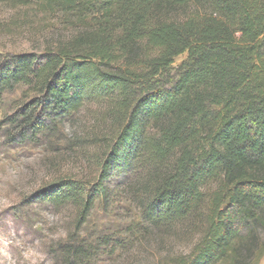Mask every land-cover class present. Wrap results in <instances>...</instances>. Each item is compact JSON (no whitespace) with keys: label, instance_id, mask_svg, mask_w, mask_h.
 Wrapping results in <instances>:
<instances>
[{"label":"trees","instance_id":"trees-1","mask_svg":"<svg viewBox=\"0 0 264 264\" xmlns=\"http://www.w3.org/2000/svg\"><path fill=\"white\" fill-rule=\"evenodd\" d=\"M0 4L34 10L48 31L41 52L0 51V103L25 89L5 120L13 138L36 140L96 106L75 138L99 149L96 177L59 178L35 196L76 211L57 264H116L167 238L184 250L148 264H259L264 0ZM97 214L111 225L87 235Z\"/></svg>","mask_w":264,"mask_h":264},{"label":"rangeland","instance_id":"rangeland-1","mask_svg":"<svg viewBox=\"0 0 264 264\" xmlns=\"http://www.w3.org/2000/svg\"><path fill=\"white\" fill-rule=\"evenodd\" d=\"M42 21V16L34 10L0 4V51L41 52L44 36L48 34L47 30L38 32ZM185 58L186 54L178 56L174 65ZM24 94L25 89L20 86L6 93L0 103V264H57L59 243L74 228L76 211L67 206L54 208L36 201L35 196L42 187L59 178L87 182L96 177L99 149L82 148L75 140L82 129L96 122L97 116L91 112L96 106H86L73 121L58 125L54 133L41 135L36 140L14 139L12 134L17 132L5 120L22 102ZM135 213V210L131 213L126 210L119 215L130 219ZM101 225L109 227L110 219L103 214L94 215L86 234L91 235ZM257 244L264 245V230L259 231ZM184 247L169 238L162 245L153 240L150 245L134 249L131 255L123 254L116 264H148L160 257V253L177 252ZM141 249H146L143 254ZM259 264H264V258Z\"/></svg>","mask_w":264,"mask_h":264}]
</instances>
